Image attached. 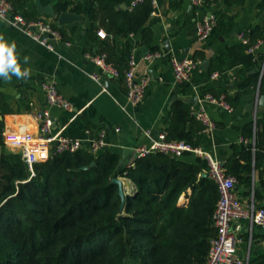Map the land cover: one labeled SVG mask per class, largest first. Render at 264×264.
<instances>
[{
    "label": "trees",
    "instance_id": "1",
    "mask_svg": "<svg viewBox=\"0 0 264 264\" xmlns=\"http://www.w3.org/2000/svg\"><path fill=\"white\" fill-rule=\"evenodd\" d=\"M128 1L88 0L86 9L90 23L87 36L96 45L91 54L105 55L118 72L122 88L132 54L131 36L140 33L139 43L145 47L154 41L147 29L153 11L151 0L123 10L121 6ZM245 1L221 0L216 29L231 30L233 23L226 11ZM8 2L26 23L40 21L32 2ZM42 3L53 4L55 22L61 14L80 15L85 11L81 3L69 0ZM103 11L109 14L111 41L96 37L98 14ZM52 27L66 41L63 28L56 23ZM243 35L249 45L239 43L219 52L211 61L210 75L217 65L252 68L259 64L261 55L248 54L247 50L264 41V27ZM192 59L200 61L203 56L197 52ZM250 86H259L264 94V73L251 77L245 92H250ZM201 92L216 99L225 96L230 106L237 101V97L230 99L214 90ZM202 130L191 106L179 100L172 106L164 139L184 141L195 148L196 136ZM243 136L254 140V145L233 146L224 170L237 183L247 184L245 176L251 173L252 165L259 169L264 164V111L256 121L254 135L249 125ZM238 157L245 158L247 164H239ZM120 160L119 154L109 150L98 156L83 151L54 154L46 162L35 164L31 177L20 154L0 153V264H204L215 237L212 215L219 194L208 177L200 176L202 161L185 164L154 153L127 168L120 166ZM113 180L121 182L123 197ZM248 264H264V256Z\"/></svg>",
    "mask_w": 264,
    "mask_h": 264
},
{
    "label": "crops",
    "instance_id": "2",
    "mask_svg": "<svg viewBox=\"0 0 264 264\" xmlns=\"http://www.w3.org/2000/svg\"><path fill=\"white\" fill-rule=\"evenodd\" d=\"M27 1L34 4L40 21L57 25L53 4L44 5L41 0V6L45 9V12H41L35 0ZM69 1L81 3L85 7V11L80 14L83 20L62 27L67 39H52L50 44L54 52L0 20V34L9 42H16L22 65L32 69L26 81L15 77L11 82L0 79V153L19 154V149L6 142V135L30 133L33 137L38 136V124L34 116L47 108L41 90V84L45 81L53 82L58 92L73 106L71 112L56 108L49 110L53 136L88 143L95 140L99 131L104 129L108 150L121 156L124 150L149 145L151 140L145 137L146 132H151L153 139L158 138L157 132L159 135L165 134L172 116V106L177 101L187 104L188 99L195 97L196 102L191 109H197L204 96L201 90L209 89L225 94L230 99L237 97V101L231 105V112L213 104L203 105L213 129L207 134L196 136L197 147L210 154L224 169L233 146L254 145V140L248 141L243 133L244 128L250 125L254 135L256 121L264 111V108L258 107V97L264 94L260 93L259 86L256 89L250 86L249 93L245 90L251 77L256 73L261 77L264 73V46L256 52L261 58L255 67L217 65L211 75L208 72L212 68L211 61L219 52H227L239 44L240 35L264 27V0H246L243 5L228 8L226 13L233 28L216 29L205 42L197 40L195 29L210 10L195 7L193 0H154L147 24L154 41L145 47L139 43L140 33L130 38L133 46L131 56L136 63L135 75L150 80L144 101L135 108L127 104L126 88H122L117 80L101 76L100 81L95 82L90 78L91 75L99 74L100 70L86 58L87 54L96 50V45L87 36L90 28L86 13L88 0ZM132 1H128L126 9ZM108 15L106 11L98 14L96 37L99 40L112 39ZM153 48L156 51L151 52ZM155 52L162 57L154 61L145 59L146 55ZM197 52L203 56L201 65L203 62L209 63L206 71L200 66L192 73L189 82L177 85L169 59H192ZM213 74H216L215 78H212ZM130 158L131 155L128 160ZM179 160L185 164H196L199 159L185 154ZM237 162L247 164L243 157H238ZM245 177L249 182L236 183V196L244 206L253 204L255 208L264 209V164L259 169L252 165L251 173ZM123 183L130 185L128 180H123ZM184 200L185 196H182L181 201ZM232 231L240 240L237 254L247 264L264 256V233H261V227L251 226L249 221L237 218L232 222Z\"/></svg>",
    "mask_w": 264,
    "mask_h": 264
},
{
    "label": "built area",
    "instance_id": "3",
    "mask_svg": "<svg viewBox=\"0 0 264 264\" xmlns=\"http://www.w3.org/2000/svg\"><path fill=\"white\" fill-rule=\"evenodd\" d=\"M140 2L142 0H133L127 9H133ZM151 2L153 5L154 0H151ZM220 2L221 0H193L195 7L210 10L196 25L195 33L199 42L207 41L216 30L218 23L216 12L220 9L218 6ZM0 20L20 30L50 52H54L50 44L52 39L62 41L58 32L53 29V24L44 21L26 23L21 16L14 14L13 7L8 0H0ZM238 41L243 45H249L244 35H240ZM66 45L69 46V43H66ZM262 46H264V41H259L254 46H250L247 53L255 55ZM161 57L160 53L155 52L146 55L145 59L147 61H154ZM86 58L100 70L99 74L90 76L93 81L99 82L101 76L114 80L119 78V74L114 66L106 61L105 55L87 54ZM169 63L174 82L177 85L189 82L192 73L201 66V61H195L187 57L182 59L172 57L169 59ZM135 72L136 63L131 56L128 63V71L124 75V84L126 88V101L132 108L139 106L144 101L150 82L146 77L137 78ZM215 77L216 74H213L212 78ZM41 90L47 108L34 116V121L38 124V136L33 137L30 133H22L10 134L5 137L6 142L19 149V154L27 165L31 177L34 176L33 166L49 160L53 156L51 153L53 149L55 150V154H74L83 151L93 156L101 155L108 150L107 135L104 129L99 131L95 140L88 143L79 139L53 136L51 133L52 118L49 110L56 108L71 112L73 106L63 98L53 82H43ZM204 104H213L226 112H231L232 106L227 104L225 96L216 99L210 95H204L199 101L198 108L191 109L193 116L203 125L201 133L207 134L213 129V125L205 112ZM115 132L117 133L118 130L116 129ZM145 137L151 140V143L149 145H140L132 150L131 158L126 162V167L132 168L135 160L154 153H161L175 159H180L185 154H190L201 160L206 177L217 186L219 194L212 215V226L215 230V237L210 242L209 253L204 264H247L237 254V246L240 240L232 231V222L234 219L240 218L249 221L251 226L263 227L264 209L255 208L253 204L244 206L240 202L234 192L237 181L234 177L227 176L221 164L212 158L210 154L198 147L193 148L184 141L167 142L164 139V134L153 139L151 132H146Z\"/></svg>",
    "mask_w": 264,
    "mask_h": 264
},
{
    "label": "clouds",
    "instance_id": "4",
    "mask_svg": "<svg viewBox=\"0 0 264 264\" xmlns=\"http://www.w3.org/2000/svg\"><path fill=\"white\" fill-rule=\"evenodd\" d=\"M31 74L32 69L24 67L20 61L16 42H9L4 35L0 34V79L11 82L15 77L17 80L26 81Z\"/></svg>",
    "mask_w": 264,
    "mask_h": 264
},
{
    "label": "water",
    "instance_id": "5",
    "mask_svg": "<svg viewBox=\"0 0 264 264\" xmlns=\"http://www.w3.org/2000/svg\"><path fill=\"white\" fill-rule=\"evenodd\" d=\"M40 1L41 0H35L37 8L39 9V11L45 12V9L42 8ZM121 8L123 10H126V6L125 5H122ZM82 20H83V17L81 15H75V14H71V13H64V14H61V15L58 16L57 25H58V27L62 28V27L68 26V25H72L74 23H81ZM208 66H209L208 62H203L202 65H201V69L203 71H206ZM174 99L175 98H173V100ZM195 102H196V98L195 97L191 98L190 100L189 99L187 100V104L189 106H193L195 104ZM258 102H259L258 107L263 109L264 108V96H259L258 97ZM156 136H159V132L156 133ZM51 153L54 155L55 154V150L54 149L51 150ZM130 155H132V150H124L122 152L121 160H120V166H122V167L126 166V162H127L128 157ZM83 169H86V168H83ZM200 176L202 178H205L206 174L202 173ZM113 183L119 185V187H120L119 193L123 197V189H122L121 182L119 180H113ZM261 233H264V226L261 227Z\"/></svg>",
    "mask_w": 264,
    "mask_h": 264
},
{
    "label": "rangeland",
    "instance_id": "6",
    "mask_svg": "<svg viewBox=\"0 0 264 264\" xmlns=\"http://www.w3.org/2000/svg\"><path fill=\"white\" fill-rule=\"evenodd\" d=\"M126 184V183H125Z\"/></svg>",
    "mask_w": 264,
    "mask_h": 264
}]
</instances>
